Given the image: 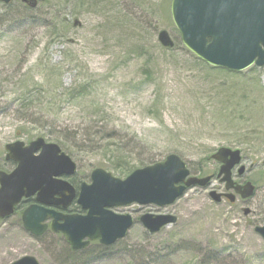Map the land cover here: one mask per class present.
<instances>
[{"label": "rangeland", "instance_id": "374dc122", "mask_svg": "<svg viewBox=\"0 0 264 264\" xmlns=\"http://www.w3.org/2000/svg\"><path fill=\"white\" fill-rule=\"evenodd\" d=\"M171 2L0 4L1 171L13 168L7 145L57 137L68 142L70 135L79 141L73 148L78 171L69 178L77 185L90 184L102 162L124 159L139 167L170 155L179 156L193 177H215L210 187L191 188L168 207L114 209L131 215L135 225L109 250L93 242L79 253L61 234L31 235L22 224L23 206L0 221V264L24 257L40 264H264V239L255 232L264 226V68L233 74L201 64L181 43ZM161 31L170 34L174 50L160 45ZM81 87L87 94L71 99L69 90ZM116 131L123 154L103 140ZM221 148L242 152L247 172L239 177L235 170L234 179L257 187L249 200L217 204L210 197L227 192L212 159ZM148 214L178 221L152 235L140 222Z\"/></svg>", "mask_w": 264, "mask_h": 264}, {"label": "water", "instance_id": "95a60500", "mask_svg": "<svg viewBox=\"0 0 264 264\" xmlns=\"http://www.w3.org/2000/svg\"><path fill=\"white\" fill-rule=\"evenodd\" d=\"M19 0H0L5 5ZM36 6L37 1L24 0ZM173 23L183 46L196 58L213 68L242 73L253 66L264 68V0H173ZM158 41L165 49H173L175 42L167 31H161ZM6 160L17 164L8 174L0 171V220L11 218L24 202L35 198V204L22 213L26 231L41 237L50 229L62 234L73 251L87 248L99 241L112 246L124 239L134 226L131 215H119L116 208L156 205L160 208L175 204L194 187H210L213 177L191 176L186 163L177 155L165 161L134 171L125 180L97 169L92 173V184H83L77 199L86 215L66 213L77 198L75 188L64 178L74 176L77 166L57 144L39 138L29 145L16 142L5 147ZM212 159L219 163L218 179L227 192L210 193L220 204L222 198L231 203L240 196L252 198L255 187L251 182L237 184L233 170L242 164L239 150L221 148ZM246 167L238 170L240 177ZM57 209H61L59 211ZM50 226L46 222L51 221ZM178 219L172 215H144L140 222L155 235ZM264 239V226L257 227ZM13 264H40L34 257H24Z\"/></svg>", "mask_w": 264, "mask_h": 264}, {"label": "trees", "instance_id": "16d2710c", "mask_svg": "<svg viewBox=\"0 0 264 264\" xmlns=\"http://www.w3.org/2000/svg\"><path fill=\"white\" fill-rule=\"evenodd\" d=\"M64 23H67V21L65 20ZM176 47H177V45L175 46V48ZM174 49H172V50H174ZM201 64L207 66L210 70H215V71L222 70V69H216V68L210 67L203 62H201ZM222 72L228 73L227 71H224V70ZM48 91L49 90H45V92H48ZM87 91H88V89L86 87L74 88V89L69 90L68 95L71 99L75 100V99H78L80 97H84L87 94ZM49 94H53L52 91H50ZM40 112L45 113V111L42 109ZM27 116H30V113H27ZM27 116H26V118H27ZM33 116L34 115L32 114V117ZM28 121H32V119H29ZM64 136H66V134ZM86 137H88V136H86ZM72 138H70V135H69L67 137V139H68V142H67V141L57 137V139H51L52 140L51 142H55V143L59 144L61 146V148L64 149L68 153V155H70L71 158L74 160L77 157L75 156V152L73 151V148L75 146L79 147V144H78L79 141L76 143V141H75V140H77L76 136H75V140ZM103 140L107 141V142L110 141V147L114 148V150L121 151L120 154H123V150H124L125 146L121 142L120 135L117 133V131L114 132V134H109L108 137L104 138ZM115 140H118L119 143ZM67 143H69L70 145H68ZM95 144H96V146H98L101 144V141H97V142L95 141ZM99 148H101V147H99ZM122 160H124V159H119L116 163H114V161H109L108 164L106 162H102L101 164H102V167L104 169L108 170L109 172H112L114 176L119 177V178H127L129 175H131L133 173V171L135 169L147 167V166H150V165L157 163L154 159H151V160H146V161L140 162L138 165L139 167H136V166L134 167L133 165H130V164H124ZM10 166H12V164H10ZM72 183L74 185H77L74 182H72ZM77 186H79V185H77ZM74 207H75V209H71V212H77V210H80V208L78 206H74ZM110 248L111 247H104L103 249L109 250ZM84 251H80L79 253H83Z\"/></svg>", "mask_w": 264, "mask_h": 264}, {"label": "flooded vegetation", "instance_id": "af4514ba", "mask_svg": "<svg viewBox=\"0 0 264 264\" xmlns=\"http://www.w3.org/2000/svg\"><path fill=\"white\" fill-rule=\"evenodd\" d=\"M7 161V160H6ZM7 162H9V164H12V169H11V171L12 170H14V169H16V167H17V164L15 163V162H13V161H7ZM76 175V174H75ZM74 175V176H75ZM71 177H73V176H70V177H67L68 178V180H69V178H71ZM69 182H70V180H69ZM248 182V181H247ZM247 182H243V183H241V184H246ZM72 183V182H71ZM252 183V182H251ZM73 184V183H72ZM82 184V183H81ZM81 184L79 185V186H77V185H74V187L76 188V190H77V192L79 193L80 192V188H81ZM252 185L255 187V193H256V191H257V187L252 183ZM255 195V194H254ZM77 199H78V194H77V198L75 199V201H74V203H77ZM36 202H35V198H32V199H30V200H28V201H25L23 204H22V207L24 206V207H26V208H28L29 206H31V205H33V204H35ZM74 203L72 204V205H74ZM57 210H59V211H62L61 209H57ZM66 213H69V214H80V215H84L85 213L84 212H82L81 210H77V212H71V210H68V211H66Z\"/></svg>", "mask_w": 264, "mask_h": 264}]
</instances>
